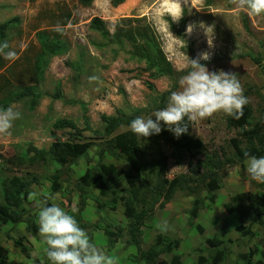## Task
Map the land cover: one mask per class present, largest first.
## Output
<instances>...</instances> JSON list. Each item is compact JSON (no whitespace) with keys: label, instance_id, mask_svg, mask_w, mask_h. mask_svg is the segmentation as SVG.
<instances>
[{"label":"rangeland","instance_id":"rangeland-1","mask_svg":"<svg viewBox=\"0 0 264 264\" xmlns=\"http://www.w3.org/2000/svg\"><path fill=\"white\" fill-rule=\"evenodd\" d=\"M174 2L179 4L182 14L179 18L178 6ZM174 2L124 0L115 6L113 0H95L90 6H83L78 0H0V23L15 18L19 21L10 26L5 38L11 49L17 51L18 59L10 62L0 58V101L28 87L43 95L35 108L29 97L10 105L21 115L13 122L10 134L0 136V184L11 177L33 173L38 185L33 186L25 207L33 209L42 202L54 203L73 215L77 222L82 200V228L90 235L91 242L111 256L115 264L148 263L138 261L137 250L130 240L128 228L132 211L124 205L126 194L120 195L116 205H110L111 198L100 195L99 185H86L89 196L82 198V183L99 178L96 167L98 147H92L77 164L68 167L57 165L48 158L32 160L34 154L28 153L30 144L49 151L54 137L63 141H97L90 131L77 134L71 129L54 128L59 119L73 121L78 129L85 128L83 110L76 102L86 105L90 127L102 133V115L112 116L119 111L129 114L139 108L148 111L144 116L150 115L158 110L163 93L177 86L179 77L186 74L188 59L198 58L205 52L209 59L200 63L206 65L209 71L223 70L237 75L253 111L251 124L264 122V15L249 16L237 10L233 0ZM182 17L186 20L184 26H181ZM94 18L105 23L109 33L107 39L91 28ZM171 22L176 31H182V37L173 33ZM57 25L62 31L56 30ZM39 33L60 39L66 47L65 51L47 57L43 78L38 77L36 69L41 57ZM147 36L155 41L165 58L157 60L158 67L150 66L140 56V47L148 48ZM254 58H259L262 64L257 65ZM160 68L164 72L171 71L173 75L162 74ZM93 74L99 77V82L89 83L88 77ZM58 86L63 100L53 99ZM227 119L228 116L223 113H216L192 122L193 136L207 145L211 155L235 160L217 175L220 179L217 200L214 204L206 201V209L198 220L204 232L199 234L189 226L187 213L191 199L186 191L180 189L176 190L171 200L162 199L144 220L141 247L143 250L156 248L157 264H169L176 253L182 255V264H196V251L213 246L212 239L224 223L231 229L240 225L238 214L227 213L223 205L239 194H264V184L251 181L246 175L245 164L242 169L234 146L252 156L257 153L247 151L241 130L229 128ZM128 130L124 127L119 132ZM140 141L147 148L148 157H155L157 151L154 145L142 139ZM160 150L168 158L169 179L190 174L194 160L190 164V160H186L176 166L163 143ZM103 162L113 163L120 171L121 177L117 181L120 187H129L123 161L106 155ZM60 171L63 190L51 197L52 176ZM145 176L150 183H154V174ZM164 222L168 225L166 229L162 228ZM107 229L114 232L123 229L122 237L113 248L108 245ZM253 230L257 234L253 242L248 236L243 237L232 230L230 238L233 243L228 248L229 259L225 264H244L239 257L249 251L255 252V260L261 258L264 261V220ZM160 236L172 244L171 254L155 244ZM21 237L30 252L29 256L18 254L20 249L15 246L14 240ZM37 237L34 239L27 233L25 225L12 229L10 224L0 219V261L3 264H48L46 245L39 234Z\"/></svg>","mask_w":264,"mask_h":264},{"label":"trees","instance_id":"trees-1","mask_svg":"<svg viewBox=\"0 0 264 264\" xmlns=\"http://www.w3.org/2000/svg\"><path fill=\"white\" fill-rule=\"evenodd\" d=\"M83 6H90L95 0H78ZM124 0H113V5L118 6ZM212 0H207L210 3ZM18 18L0 23V40H5L7 32L12 24L18 23ZM186 24L184 17L181 19V26ZM171 30L176 36L182 37V31H176L173 22L170 23ZM91 28L98 31L104 39L108 38V30L105 23L94 18L91 21ZM40 47L41 57L36 65L38 77L43 78V70L47 66L45 61L47 57L55 56L66 50L65 45L58 38H52L47 33H39L37 35ZM146 39L148 48L140 47V56L150 66H157V60H165L160 48L155 44V41ZM45 56V58H44ZM253 61L257 65L262 62L259 58H254ZM71 66V65H69ZM79 66V65H78ZM263 68V66L261 67ZM162 74L169 76L173 75L171 71L164 72L163 68L159 69ZM150 86V85H149ZM151 87V86H150ZM177 89V86L163 93L158 109L165 106L167 96L171 91ZM42 93L36 89L28 87L18 91L13 96L0 101V109L9 107L12 103L24 98H31L32 107L35 108L39 100L42 98ZM246 96V95H245ZM54 100H63V94L59 88H56ZM83 110L85 128L78 129L75 123L67 119H59L54 123L56 129H71L77 134H81L84 130L93 133V137L97 141H63L58 137H54L55 141L49 151L38 149L33 144L28 147V153L34 154L32 160L37 158H48L52 162L60 166H71L77 164L92 147H98V161L96 167L99 171L97 181L88 179L80 186L82 198L89 196V192L85 188L86 185L100 187V195L110 197V205H116L121 194L125 195L124 205L130 209V224L128 233L131 237V243L137 250L138 261H144L148 264H157L158 257L156 256V248L151 247L148 250H143L141 247L142 227L144 220L149 217L152 209L162 200L169 201L173 198L176 190L180 189L187 192V196L191 199V207L187 213L189 226L197 230L199 234L204 232L203 227L198 223L201 219L202 212L206 209V201L214 204L217 200V191L220 189L219 178L217 175L221 171L234 163L235 160L229 158H218L211 155L207 145L201 140L193 136L192 126L190 124L187 134L176 138L172 133L167 131L162 125V131L159 135L150 136L145 142H150L156 149L155 157H148L147 148L141 144L135 135L130 130L119 132L120 129L128 127L129 122L137 116L146 115L148 112L145 108L131 110L129 114L121 111L115 115H102L101 120L104 124V132L93 130L90 127L89 120L86 116L87 108L84 103L76 102ZM262 118H264V109L262 110ZM253 111L249 104L244 106L243 115L239 120L228 117L227 124L229 128L241 130V136L247 143V151L257 153L256 156H264V122L257 121L251 124ZM248 127V128H247ZM163 143L169 150V158L173 160L176 166L181 165L186 160L191 163L190 174L179 175L173 179L167 176L168 158L165 157L161 150L160 144ZM235 147L237 161L240 162L242 169L244 168V151L237 146ZM248 153V152H247ZM114 158L116 161L125 163L126 177L130 181L129 187H120L118 179L121 177L120 171L112 164H105L104 157ZM236 158V159H237ZM30 163H33L31 161ZM55 173L52 176L51 197L60 194L63 190L61 182L62 175ZM154 174L155 181L150 183L146 178V174ZM132 182V183H131ZM134 182V183H133ZM136 184V185H135ZM34 185H38V179L33 173H29L24 177L14 176L0 184V219L5 220L11 225L12 229H17L19 226L25 225V230L34 239L38 237L37 213L40 207L27 209L25 203L29 200V196ZM264 190V186H263ZM206 193V196L203 194ZM127 196V197H126ZM48 197H46V201ZM99 201V200H98ZM99 203V202H98ZM81 200L79 203L77 220L82 228L81 214L83 212ZM99 206L104 207V204L99 203ZM224 210L233 215L238 214L240 225L231 229L224 223L218 231V234L213 237V246L207 247L205 250L196 251L198 254L196 264H225L228 258V248L233 243L230 238L232 230L243 237L248 236L249 241L253 242L256 237V232L253 227L264 220V194H239L231 198L230 202L223 205ZM84 228V227H83ZM109 248H113L117 241L123 235V229L114 232L107 229L105 231ZM91 240L90 235L88 234ZM23 237L14 240L15 246L20 249L18 254L21 256H29L30 252L23 245ZM156 245H161L162 248L169 254L172 253V244L169 240L163 237H157ZM255 252L249 251L241 255L239 258L244 264H264L263 259L255 260ZM3 264V261H0ZM169 264H182V255L179 253L173 254Z\"/></svg>","mask_w":264,"mask_h":264},{"label":"clouds","instance_id":"clouds-1","mask_svg":"<svg viewBox=\"0 0 264 264\" xmlns=\"http://www.w3.org/2000/svg\"><path fill=\"white\" fill-rule=\"evenodd\" d=\"M174 2V0H173ZM177 18L182 14L179 11ZM235 8L249 16L264 15V0H233ZM56 30L62 31L57 25ZM191 31V28H189ZM0 58L14 62L18 59L17 51L11 49L6 40H0ZM208 53L198 58L188 59L186 74L177 80V89L167 96L164 107L153 111L148 116H137L132 119L128 128L135 137L146 140L150 136L159 135L164 128L176 138L187 134L190 124L204 120L216 113L239 120L248 98L237 75L219 71H209L200 61H207ZM89 83L99 82L95 74L88 77ZM20 112L9 106L0 109V136L10 134L13 122L20 118ZM245 156L246 175L258 184H264V156ZM38 234L45 247L48 264H115V260L99 250L89 239L73 215L57 204H45L39 208ZM162 228H168L164 222Z\"/></svg>","mask_w":264,"mask_h":264}]
</instances>
